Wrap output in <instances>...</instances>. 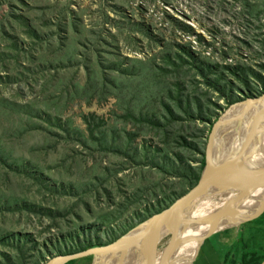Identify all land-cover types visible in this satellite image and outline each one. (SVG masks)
<instances>
[{
	"label": "rangeland",
	"instance_id": "obj_1",
	"mask_svg": "<svg viewBox=\"0 0 264 264\" xmlns=\"http://www.w3.org/2000/svg\"><path fill=\"white\" fill-rule=\"evenodd\" d=\"M178 49L194 52L202 67L247 63L264 76V0H0V264H47L77 247L108 245L195 187L192 175L214 126L250 98L212 76L193 77L184 61L181 91L203 105L174 115L165 145L151 119L169 116L155 77L166 80L161 88L175 83ZM106 76L98 98L83 96L90 79ZM145 79L154 83L149 93L136 87ZM128 113L135 119L127 121ZM125 132H141L130 150ZM144 148H172L180 162L164 167V155L145 158ZM241 226L201 241L188 264H214L208 246L222 259L240 251L244 241L226 244ZM170 240L163 232L155 262L163 263ZM150 243L152 237L142 254L147 264Z\"/></svg>",
	"mask_w": 264,
	"mask_h": 264
},
{
	"label": "trees",
	"instance_id": "obj_2",
	"mask_svg": "<svg viewBox=\"0 0 264 264\" xmlns=\"http://www.w3.org/2000/svg\"><path fill=\"white\" fill-rule=\"evenodd\" d=\"M186 56H185V55ZM184 61H187L186 63L190 62L191 65H193V77L196 76H203L205 79L209 76H212L213 79L217 80L218 82H224L226 88L234 89L235 86H239L241 91L243 90L245 92V96L247 98H255L257 96H261L264 94V90H252L249 86L248 79H256L259 84H264V76L262 74H256V72L252 69V67L245 63L244 65H238L234 66L232 64H220V63H214V62H206L205 66H200L198 64V59L196 58V55L191 50H181L178 49V53L173 58L172 64L175 67H178L177 69V76L175 77V83L173 85H169L168 88H161L164 85V79H158L156 76L155 81H159V83H156L158 86V91L164 92L166 99L168 100V106L164 107L163 110L166 111L165 115L169 116H153L151 117L152 120H155L158 122V132L159 137L164 138L165 145L169 146L168 139L170 137V130H174L175 126L173 124V117L174 115H178L180 110L186 106L188 110H196L200 111L202 109V102L201 99L192 93H184V91H181V84L185 82L186 77L182 74V67L184 64H182ZM190 68V67H189ZM228 69H231V73H228ZM264 69V66H263ZM248 71H251V75L248 74ZM189 72V71H188ZM187 72V73H188ZM252 74H256L255 76H252ZM108 76L103 78L101 82H93V80L90 79V83L83 89V96L91 95V97L98 98L100 92L106 91L107 88V82H108ZM144 85H138V87H143L144 91L146 93H149L151 89H154V83L150 79L143 80ZM163 81V82H160ZM141 83V82H140ZM193 86V85H192ZM159 95V94H158ZM242 100L237 101H230V105L233 103H239ZM129 114V113H128ZM164 115V114H163ZM228 113L224 114V116L220 119V121L217 124V127L215 129L214 135L212 136L211 140V148L212 146H217L220 142L221 135L223 132V129H226V119H227ZM144 115H142L143 118ZM129 117H135L134 114H129L127 116V121L129 120ZM135 119V118H134ZM217 121V120H216ZM213 127V126H212ZM211 127V130H212ZM94 135V133H92ZM141 135V132L136 133L132 135L129 132H125V135L122 139V142L127 145V150H130L132 148L133 143L136 142L138 137ZM187 145V143H186ZM185 146V145H184ZM167 147V146H166ZM165 150L167 148H164V151H161L160 149L153 150L152 148H144L143 154L145 158H150L149 156L154 154V158L156 159V155H164V159L161 162H165L163 165L164 167L170 166L172 169L180 162V154L178 152L172 153L173 149L170 148L165 153ZM165 153V154H164ZM174 155V157L172 156ZM202 160L200 162V166L197 169V172L193 173L192 179H191V186H196L198 182L200 181V178L202 176L203 171L206 167V156L202 154ZM170 161V164H167V161ZM160 169V168H159ZM189 183V184H190ZM260 190H257L256 194L259 193ZM255 194V196H256ZM258 195V194H257ZM255 198V197H254ZM172 204V203H171ZM247 218V217H246ZM245 219V218H244ZM240 222V221H239ZM239 222H236L233 225L238 224ZM249 235L245 237L243 235L244 231H247ZM244 236V237H242ZM244 238H247L249 242H246ZM244 241V245L240 251H233L229 249L226 254L224 255V258L222 259V264H262L264 262V215L257 221L248 222L245 224H242L240 227V232L238 233L237 239L235 240L234 244L231 246L235 247L238 246L240 242ZM97 246L96 244H87L82 247H77L73 251H82L85 249H88L90 247ZM72 252V251H70ZM67 252V253H70ZM92 260V256H86L83 258L71 260L65 264H90Z\"/></svg>",
	"mask_w": 264,
	"mask_h": 264
},
{
	"label": "bare ground",
	"instance_id": "obj_3",
	"mask_svg": "<svg viewBox=\"0 0 264 264\" xmlns=\"http://www.w3.org/2000/svg\"><path fill=\"white\" fill-rule=\"evenodd\" d=\"M228 112L226 119L227 128L223 129L220 142L209 157V163L212 167L221 166L228 160L236 157L242 149L243 144L252 135L253 114H255L254 103L250 107L245 104L234 106ZM236 170H245L258 174L264 173V106L260 112L259 128L255 133L253 143ZM215 192L213 189H209L202 197L186 206L181 212L182 219H196L210 216L225 207L229 200L236 198L238 194L234 190H228L217 194L221 199L216 200ZM256 192L257 190L245 193L242 199L232 206V217L218 223L215 226L218 231L232 226L236 222H239L240 219L248 217L262 207L264 204V190H260L255 197ZM213 228L214 225L212 224L181 226L179 231L180 247L173 251L168 262H155L154 264H182L184 258L185 264H188L192 260L195 250L191 247L202 236L205 237ZM143 229L144 225L135 228L132 232H140ZM128 244L127 242L124 247H128ZM141 246V242L138 241L136 246L128 247L125 252L98 255L94 264H147V259L142 261L143 253H139ZM151 247L152 243H150ZM144 248H146V244L142 250Z\"/></svg>",
	"mask_w": 264,
	"mask_h": 264
},
{
	"label": "water",
	"instance_id": "obj_4",
	"mask_svg": "<svg viewBox=\"0 0 264 264\" xmlns=\"http://www.w3.org/2000/svg\"><path fill=\"white\" fill-rule=\"evenodd\" d=\"M247 103L245 105L251 106L253 103L255 104V114H253V130L251 132L252 135L248 138L245 144H243L242 149L236 155V157L228 160L221 166L212 167L209 163V151L211 149V140L214 135L217 124L213 128L212 136L209 138L208 142V151L206 154V167L202 173L200 181L198 184L190 190L186 195L178 199L176 203H174L168 210L164 211L161 214H157L150 218L145 224L144 229L140 232L133 233L132 231L126 233L121 236L114 242L104 245V246H94L88 249L78 251L72 254L65 255H57L52 258L47 264H65L71 260L83 258L86 256L97 257L98 255H106V254H115L125 252L128 247L136 246L138 241L141 242L142 246L139 249V253H143V246L148 241L149 237H152V247L150 250V264H154L157 256L158 245L160 243V239L163 232H168L171 235V240L164 251L163 260L168 262L171 257L178 241V233L180 231L181 226L188 225H206L212 224L214 228L202 238L201 241H204L212 234L216 233L218 229L215 227L218 223L226 218L232 217L231 209L234 204L239 202L245 193L249 191L255 190H264V174L258 173H250L245 170H236L238 165L244 159L246 153L250 149L256 131L259 128V120H260V112L264 106V95L258 98H250L246 100ZM209 189H213L217 192H225L228 190H234L238 194L236 198L229 200L225 207L221 210L215 212L210 216H205L201 218H185L182 219L181 212L182 210L196 201L200 197H202ZM264 214V206L261 210L252 217L240 219V222L236 225L245 224L248 222H252ZM129 243L128 247H124L126 243ZM144 255V253H143ZM164 263V264H165ZM264 264V262L262 263Z\"/></svg>",
	"mask_w": 264,
	"mask_h": 264
},
{
	"label": "crops",
	"instance_id": "obj_5",
	"mask_svg": "<svg viewBox=\"0 0 264 264\" xmlns=\"http://www.w3.org/2000/svg\"><path fill=\"white\" fill-rule=\"evenodd\" d=\"M229 227V226H228ZM227 228V227H226ZM225 229V228H224ZM223 230V229H222ZM240 232V228L237 230V235L238 233ZM214 235V234H213ZM217 238H218V241L222 243V240H220V235H216ZM203 236L192 246V249H195L194 252H193V256H192V259L196 256L197 252H198V249H199V246H200V240H202ZM236 240V239H235ZM234 241H232L231 243H228L226 245H228L229 247H231L233 244H234ZM204 242V241H203ZM208 242V241H207ZM207 243L203 244V247H202V251H206L205 250V246H206ZM208 252L211 253L212 255V261L211 263H214V264H222V258L218 256L217 252H215L214 250V247L212 246H208ZM225 255V254H224ZM186 262V261H185Z\"/></svg>",
	"mask_w": 264,
	"mask_h": 264
}]
</instances>
